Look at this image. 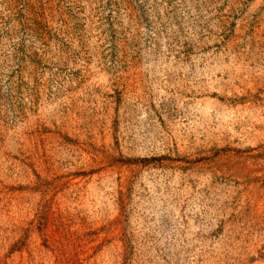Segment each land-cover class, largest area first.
Masks as SVG:
<instances>
[{
	"label": "rangeland",
	"instance_id": "obj_1",
	"mask_svg": "<svg viewBox=\"0 0 264 264\" xmlns=\"http://www.w3.org/2000/svg\"><path fill=\"white\" fill-rule=\"evenodd\" d=\"M0 264H264V0H0Z\"/></svg>",
	"mask_w": 264,
	"mask_h": 264
}]
</instances>
